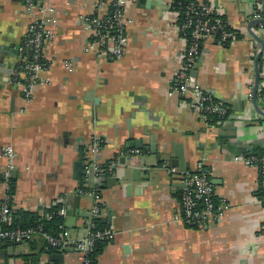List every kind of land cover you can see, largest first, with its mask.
<instances>
[{
  "label": "crops",
  "instance_id": "obj_1",
  "mask_svg": "<svg viewBox=\"0 0 264 264\" xmlns=\"http://www.w3.org/2000/svg\"><path fill=\"white\" fill-rule=\"evenodd\" d=\"M208 1L240 35L234 44H221L214 37L202 42L194 77L228 112L225 120L209 127L188 108L186 98L169 94L185 48L177 30L180 16L172 7L174 0L129 1L127 47L116 61L83 51L88 34L77 19L100 15L103 10L94 7L97 0L50 2L59 12L54 37L42 52L47 64L43 76L50 83L33 89L29 100L22 93L27 78L20 75L13 80L28 15L23 0H0V154L7 145L16 152L7 227L16 211L48 220L46 209L64 204L67 210L76 207L74 214L61 219L63 233L74 241L84 234L94 202L90 191L96 190L97 222L117 235L104 244L92 264H264V206L257 201L258 172L233 161L235 155L250 154L248 146L253 151L264 146V117L247 100L248 92H253L254 59L259 51V44L247 33V22L264 0ZM260 18L264 19L263 11ZM253 31L264 43V25ZM67 62L72 73L66 71ZM258 67L257 102L264 107V50ZM88 94L98 104L85 101ZM143 129L157 148L170 142L179 145L182 166L173 168L178 174L160 164L150 173H140L138 183L130 180V171L122 174L121 156L136 150L124 146L142 140L148 147L150 138ZM93 136L101 141L98 163L104 168L110 162L117 170L112 175L103 173L104 183L88 181L86 193L78 194L84 181L73 178V165L82 160L80 149ZM169 151L172 154L173 148ZM199 161L210 169L217 199L230 208L220 222L185 226L173 221L180 212L179 174L192 172ZM154 162V157L148 158V164ZM131 163L138 166L137 158ZM3 165L0 158V168ZM112 176L117 178L115 185L108 184ZM3 193L0 183V201ZM47 248L39 238L19 244L3 242L0 263L31 264L26 256L34 257L32 264L53 262ZM68 250L58 252L62 263H53L78 264V252Z\"/></svg>",
  "mask_w": 264,
  "mask_h": 264
},
{
  "label": "built area",
  "instance_id": "obj_2",
  "mask_svg": "<svg viewBox=\"0 0 264 264\" xmlns=\"http://www.w3.org/2000/svg\"><path fill=\"white\" fill-rule=\"evenodd\" d=\"M53 0H23V7L28 15L26 33L18 47V63L13 72V80L24 75L27 82L22 86V93L26 100L31 97L33 89L48 85L49 79L43 76L46 71V62L43 58V47L51 43L55 29L59 22V12L51 7ZM130 0H97L96 10L102 9L100 15H80L77 22L80 29L88 34V41L84 46V53L94 54L110 60H120L127 47L125 30L130 20L125 10ZM261 6L256 8L253 19L260 18ZM178 23V32L184 40L185 48L178 71L170 84V95H180L187 100L188 108L198 113L200 120L207 126L220 123L227 117V109L211 93L204 90L192 77L197 60L201 54L202 42L209 38H216L221 44H234L239 40L236 32L231 31L228 23L212 8L208 0H192L181 7ZM231 29V30H230ZM68 73L73 72L72 64H65ZM247 100L251 103L252 92H248ZM101 149V141L96 136L84 143L82 152L83 187L77 189L78 194L86 193L88 181L98 183L105 169L98 163L96 157ZM139 151L131 150L129 154L137 155ZM4 165L0 168V183L3 186V196L0 201V243L19 244L29 242L35 238L41 239L46 246L58 252L70 249L78 252V264H92L91 256L95 247L100 244L111 243L117 233L110 227L99 228L100 217L99 200L95 191L89 218L84 224V234L72 241L63 233V225L59 224V236L51 235L43 230L41 225L25 229H5L10 221V192L12 173L16 170L14 160L16 152L11 145L5 146L0 154ZM233 161L246 167L255 168L258 172L256 186L257 201L264 206V151L261 156L254 154L235 155ZM112 163L106 170L111 173ZM172 174H178L171 169ZM182 187L180 189V212L173 218L175 223L185 226H205L212 222H220L228 212L230 206L225 201L218 200L212 182L210 169L203 161H199L194 170L187 174H179ZM66 206L59 205L56 211L46 215L52 218L63 219L66 216ZM45 264H55L47 262Z\"/></svg>",
  "mask_w": 264,
  "mask_h": 264
},
{
  "label": "water",
  "instance_id": "obj_3",
  "mask_svg": "<svg viewBox=\"0 0 264 264\" xmlns=\"http://www.w3.org/2000/svg\"><path fill=\"white\" fill-rule=\"evenodd\" d=\"M138 2H139V0H138ZM261 10L264 12V2L261 5ZM263 25H264V19L263 18L251 19L247 22V33L254 39L255 42H257L259 44V51L256 54L255 59H254V87H253L252 101H251L250 106L252 107V109L254 110L255 113L264 117V107H259L258 102H257V88H258V82H259L258 63L260 60V56L264 50V43H263L262 39L259 36H257L253 31L255 26H263ZM194 74H195V70H193L192 74H191L192 77L195 79ZM85 101L93 103L95 105L98 104V99L93 98L92 96H90V94H88L87 99H85ZM143 133H144V135L147 134L145 129H143ZM146 136H148L150 138V141L148 143V147L143 145L142 140H134L133 143H130L129 145H125L124 149H136L137 151H139V153L137 155L125 154V155L121 156L120 161H119V165L121 166L122 174H126L127 172L130 171V180L132 182H135V183L139 182V180H140L139 174L140 173H145V174L150 173L153 169H155L154 166H156L157 164L162 165V168L171 167L172 169L175 167H181L182 166V155L180 153V147L178 144H174V142H170L168 145L163 143L159 146V148H157L156 143H154L151 139V135L148 134ZM228 145L230 146V143H228ZM234 145H236V144H234ZM169 148L170 149L173 148L172 154L170 153ZM146 149H148V150L146 152H144V150H146ZM246 151L252 152L253 150L250 146H248L246 148ZM150 157H154L155 162L153 164H148V158H150ZM132 158H135V159L137 158V160H138L137 165L138 166H132V163H131ZM82 167H83L82 160L74 162L73 178L75 180L81 179ZM116 170H117V166L112 165L111 166V175L114 172H116ZM15 177H16V172L14 171L12 173V178L14 179ZM104 177H105V175L102 174V178L100 180L102 183H104L106 180V179L104 180ZM116 182H117V178H115L114 176H112L110 179H108V184L112 183L113 185H115ZM101 187L104 188L105 186L102 185ZM78 199H79V197H78ZM75 210H76V207H74L70 210H67L66 216L74 214ZM63 251L67 252L69 250L66 248ZM50 260L53 262L62 263L63 257L61 254L54 253L51 255Z\"/></svg>",
  "mask_w": 264,
  "mask_h": 264
},
{
  "label": "trees",
  "instance_id": "obj_4",
  "mask_svg": "<svg viewBox=\"0 0 264 264\" xmlns=\"http://www.w3.org/2000/svg\"><path fill=\"white\" fill-rule=\"evenodd\" d=\"M190 1H192V0H174L172 7L176 11L180 12L181 7ZM231 31H234V30H231ZM234 32H236V31H234ZM236 33L240 37L239 33L238 32H236ZM225 45H228V44H225ZM263 151H264V146L261 148H257L256 150L251 152V154H254L256 156H261ZM80 153L82 155L81 149H80ZM109 163L110 162H108L106 164V166ZM106 166L104 167V169H105L104 174H107L106 173L107 172ZM11 182H12V180H11ZM257 196H259V195L257 194ZM56 210H57V206H51L50 208L46 209L45 214H48V213L56 211ZM60 223H61V219L57 218V217L52 218L51 220H46V219H41L40 217H38L34 213L16 211V212H14V218L11 222L10 227L5 226L3 228H5V229H16V228L25 229V228H30V227H35V226L41 225L44 231L51 232L52 235H54V236H59L60 231L58 230V226ZM97 224H98L99 228H103L99 223H97ZM103 246H104V244L100 243L95 247V250L91 256L92 263H94L96 261L97 256L102 252ZM46 252L49 254V256H51L53 253H56V251L50 249L49 247L47 248ZM24 259L28 263H30V262H31V264L34 263V257H32V256H26V257H24Z\"/></svg>",
  "mask_w": 264,
  "mask_h": 264
}]
</instances>
